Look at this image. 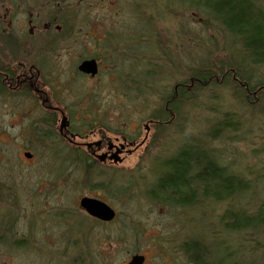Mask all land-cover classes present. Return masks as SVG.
<instances>
[{
    "label": "rangeland",
    "instance_id": "374dc122",
    "mask_svg": "<svg viewBox=\"0 0 264 264\" xmlns=\"http://www.w3.org/2000/svg\"><path fill=\"white\" fill-rule=\"evenodd\" d=\"M253 1L264 12V0ZM25 3L24 12L12 13L13 27L22 26L27 12H33L40 15L37 22L41 23L39 36L34 38L41 43L60 41L50 54L56 62L53 70L43 76L48 80L53 76L54 85L47 87L49 96L56 106L68 108L78 128L83 117L79 114L75 121L74 115L86 114L81 109L94 103L101 109L100 115L123 128L127 137L138 134L142 138L145 123L156 112L165 111L175 85L183 81L191 85L188 75L192 67L206 61L218 70L233 64L234 70L217 71L214 86L198 90L189 86L182 105L178 111L171 107V114L166 112L169 122L153 134L147 149L126 157L120 166H100L90 172L72 160L71 146L57 138L59 126L43 123L50 116L33 96L0 93V234L18 239L16 247L0 244V264H128L134 255L145 256L144 264H191L181 246L201 234L208 243L218 239L217 254L224 263L249 262L253 255L249 248L245 258L229 254L235 252L239 239L220 226L223 204L213 205L204 198L206 208H178L156 201L149 191L162 168L159 164L184 145L201 144L219 165L245 174L249 180L259 172L264 175V100H259L257 91L247 101L245 94L238 93L245 88L244 81L248 82L241 78L250 77V85L264 83V66L252 65L241 40L223 25L212 21L206 25L203 7L187 9L175 0H14V5ZM51 20L62 30L42 33L41 26ZM125 28L126 36L125 31L119 34L128 39L127 48L129 40L136 38V28L143 40L136 49H140L139 82L127 76L122 79L131 92L114 89L118 83L112 82L114 76L101 78L106 88L94 92L80 93L71 80L67 88L62 86L64 73L73 67L71 42L87 44L89 30L103 38L104 32L111 36ZM76 30L77 36L69 34ZM76 47V59L88 54L86 47ZM37 52L39 57L46 54L44 49ZM151 72L155 78L148 77ZM150 81L156 84L147 86ZM26 152L33 155L31 159L25 157ZM260 182L253 185L259 188V202L264 197V180ZM83 197L107 203L116 211V218L109 223L92 218L79 206ZM259 256L264 260V254Z\"/></svg>",
    "mask_w": 264,
    "mask_h": 264
},
{
    "label": "flooded vegetation",
    "instance_id": "af4514ba",
    "mask_svg": "<svg viewBox=\"0 0 264 264\" xmlns=\"http://www.w3.org/2000/svg\"><path fill=\"white\" fill-rule=\"evenodd\" d=\"M5 4L3 0H0V13L6 11L5 16L0 15V24L4 26L3 28L0 27V93L8 92L14 97L17 94L33 96L38 101L37 105L39 108L50 116L43 118V123H50L51 125L55 123L59 126L57 133L59 137H56L71 146L73 156H83L87 160V168L90 171L100 166H120L126 157L139 153L141 149L142 151L147 149L153 134L167 125L169 121L150 118L144 125V136L142 138L138 137V134L135 138H129L123 128L100 115L101 109L96 108L98 104L95 105L93 103L90 108L91 110L93 107L95 108L90 113H88L90 111L89 106L87 109H81L86 111V114L83 112L74 113L75 121H79V114L83 117L80 123L81 127L75 126L68 108L65 105L62 108L56 106V103L49 96L51 91L47 87L50 84L54 85L53 76H49L50 80H48L47 76L45 78L43 76L44 72L49 74L53 70V63L56 62L55 60L52 61L50 54L55 52L56 48H59L60 41L51 39L41 43L37 41L38 38H34L37 34L36 37L39 36L37 31H40L41 23L37 22L40 15L33 12L28 11V17L23 20V25H18V28H14L15 18L13 16L12 20L13 12H24L26 3L14 5V0H6ZM7 18L8 24L5 25ZM52 28L56 32L62 30V26L58 23L56 24L55 20L44 23L41 26L42 33L49 32ZM25 29H27L26 35ZM126 29L118 30V33L111 36L104 32L103 38L86 29V31H90L86 32L85 36V38H89L87 39V44L82 40H77L76 45L78 48L86 47L88 54H83L78 59L74 56L77 49L76 41L74 44L71 42L69 47L73 46V55H70L69 60L73 67L72 70L64 73L65 78L62 80V86L67 88L69 80H71L74 85L81 89L80 93L82 90L94 92L95 90H100L102 86H106L104 80L103 82L100 80L101 78L105 77L106 79L114 76L112 82L118 80V83H114L116 87L113 88L119 89L122 93H127L129 91L127 89L128 86H126V83L122 84V79H126L127 76L128 79L139 82L138 58L140 54H138V51L140 49H136L142 45L143 40L138 37L139 34L137 32V35L135 34L136 38L129 40L130 47L127 48L126 41L128 43V39L125 41L119 34L125 31L126 36ZM72 31H74V28ZM69 34L77 36L78 32L76 30L75 32H69ZM42 49L46 51V54L39 57L37 50L41 51ZM33 57H37L38 60L35 61ZM30 58L33 62L30 61ZM126 58L130 59L129 62H127ZM67 63L68 65L70 64L69 61ZM153 65H156L155 61ZM148 77L155 78V74L151 72ZM112 82L109 81L107 85H111ZM131 82L134 85L135 82ZM149 85L150 83L147 84V86ZM246 90H248L247 87ZM71 93L73 92L71 91ZM60 106H62L61 103ZM171 109L168 100L165 111L171 114ZM117 121L119 122L120 120ZM112 158L120 159L122 162L115 163Z\"/></svg>",
    "mask_w": 264,
    "mask_h": 264
},
{
    "label": "trees",
    "instance_id": "16d2710c",
    "mask_svg": "<svg viewBox=\"0 0 264 264\" xmlns=\"http://www.w3.org/2000/svg\"><path fill=\"white\" fill-rule=\"evenodd\" d=\"M175 1L180 2L187 9H189L188 7L193 9H202L203 7L204 13L208 16L205 20L206 25L209 21L223 25L231 35L241 40L240 44L245 54L249 59H253L252 65L264 66V12L259 9L255 1L212 0L211 3L204 0ZM136 30L137 35L139 29L136 28ZM138 37L141 38V35L139 34ZM232 65H227L224 70H234ZM224 70H218L213 63L202 61L191 68L188 77L191 85L198 90L217 84L215 79L217 71H221L219 73L223 74ZM235 70H237L235 71L237 75H240L238 68ZM240 80H248V82L244 81L245 88H240L238 91L239 95L245 94L246 101L252 99L251 93L255 91L258 92L259 100H264V83L250 85L248 84L250 77ZM183 83H188V81L179 82L176 85ZM187 94L188 92L180 85L178 93L174 90L169 94L170 106L178 111ZM151 118L165 120L167 113L159 111ZM177 153L178 158L170 164L172 171L159 178L157 183L152 186L149 191L150 197L159 202L165 201L178 208L195 207L197 209L204 206L203 200L205 199L213 201V205L221 206L223 204L224 210L219 220L220 226L227 234H235L239 239L235 252L232 250L229 254L233 256L237 253L245 258L249 253L246 251L248 248L251 253L253 252L249 262L242 261L233 264H264V260L259 256L264 254V197L259 202L256 198L259 188L253 186L256 182H262L264 175L259 172L257 176L254 175L253 178L256 177L254 180H249L245 174L232 173L223 165H219L201 144L184 147ZM72 160L90 172L87 168V160L83 156H72ZM261 188L264 194V187ZM113 191L112 189L108 193ZM196 192H200L205 199L201 202L193 201ZM235 196H238V201H233ZM229 201L231 204L227 206ZM199 203L201 206H195ZM250 206H252V210L249 208ZM202 235L191 236L181 246L189 262L191 264H230V262L224 263V259L218 258V239L208 243ZM246 239L248 241H245ZM0 244H8L11 247L14 244L16 247L18 239H15L13 234H0Z\"/></svg>",
    "mask_w": 264,
    "mask_h": 264
},
{
    "label": "water",
    "instance_id": "95a60500",
    "mask_svg": "<svg viewBox=\"0 0 264 264\" xmlns=\"http://www.w3.org/2000/svg\"><path fill=\"white\" fill-rule=\"evenodd\" d=\"M25 157L31 158L32 155L30 153H26ZM114 162L118 163L122 161L120 159L115 158ZM79 206L92 218L105 223L112 222L116 218V211L112 207H110L107 203L99 199L83 197L79 202ZM144 263H145V256L134 255L132 256L128 264H144Z\"/></svg>",
    "mask_w": 264,
    "mask_h": 264
},
{
    "label": "bare ground",
    "instance_id": "6f19581e",
    "mask_svg": "<svg viewBox=\"0 0 264 264\" xmlns=\"http://www.w3.org/2000/svg\"><path fill=\"white\" fill-rule=\"evenodd\" d=\"M156 80V79H155ZM157 81V80H156ZM150 84H156V82H154V81H150L149 82ZM180 85H181V87H184V89L187 91V92H189L190 90L188 89V86H192V85H188V84H186V83H183V84H179V85H175V87H174V90H175V92L176 93H178L179 92V88H180ZM189 90V91H188ZM193 145H184V147L185 148H188V147H192ZM184 147H182V148H184ZM181 148V149H182ZM178 158V153H176V154H174L171 158H169L167 161H165L163 164L162 163H160L159 165L162 167V168H160V171H159V173H158V177H157V180H156V182L154 183V185L157 183V181L159 180V178H161V177H163V176H165V174H167V173H169L170 174V172L172 171L171 170V166H170V164L174 161V160H176ZM234 198V200L233 201H238V196H235V197H233ZM198 199V200H197ZM204 198H203V196L201 195V193L200 192H196V194H195V199L193 200V201H197V202H201L202 200H203ZM231 204V202L229 201L228 202V204H227V206H229ZM132 258V257H131ZM131 260V259H130Z\"/></svg>",
    "mask_w": 264,
    "mask_h": 264
}]
</instances>
